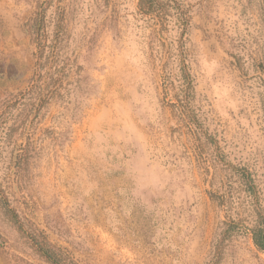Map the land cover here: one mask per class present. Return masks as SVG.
I'll use <instances>...</instances> for the list:
<instances>
[{"label": "rangeland", "instance_id": "obj_1", "mask_svg": "<svg viewBox=\"0 0 264 264\" xmlns=\"http://www.w3.org/2000/svg\"><path fill=\"white\" fill-rule=\"evenodd\" d=\"M179 1L215 146L174 111L166 78L180 75L182 42L163 38L139 0H0V264H50L29 239L42 233L74 264H207L232 220L244 230L216 264H264L245 230L264 217V0ZM42 15L73 70L33 119L23 96L51 71L38 69ZM231 165L248 170L255 194Z\"/></svg>", "mask_w": 264, "mask_h": 264}, {"label": "trees", "instance_id": "obj_2", "mask_svg": "<svg viewBox=\"0 0 264 264\" xmlns=\"http://www.w3.org/2000/svg\"><path fill=\"white\" fill-rule=\"evenodd\" d=\"M138 9L143 15L152 16L158 21L159 32H161L163 36H167V33L171 31H176L179 34V40L182 42L180 48L181 53L178 56L180 75L178 77V74L175 75L173 72H169L166 78V86L174 92L173 96L176 99V102L172 103V107L181 120L187 121L190 131L194 132L199 140L206 138L210 145L215 146L213 136L207 135V132L204 131L201 111L195 104L197 98L195 79L185 61V38L190 27V18L187 10L179 0H139ZM46 27V18L45 15H42L37 22L35 33V41L38 45V69L42 71L50 64L51 71L45 76L46 83L44 86L42 85L43 87H39V89L33 93L32 90L30 93L23 96V98H25L24 101L32 99L31 103L34 106L30 110V113H34L33 119L39 118L41 111L51 100L61 97L62 89L65 85L64 77L70 75L73 70V68H71L72 64L70 65V57L65 56L60 50V44L63 39L57 40L56 43L53 42V44H49V36L47 35ZM39 79L36 81L41 82ZM28 117H30V115ZM28 117L26 120H22L18 124L13 125L15 127L12 129L21 130V132H23V124L27 122ZM6 120L7 118H4L2 122L3 126ZM23 159L22 155H18L17 167L21 166ZM231 166L233 171L240 174L242 184L247 188L246 191L250 194H255L257 192L256 185L248 170L241 166ZM2 205L7 215L10 216V220L18 224L14 209L6 205L3 200ZM256 214L257 216L253 221L254 223L249 227H245V230L251 232L255 245L259 250L264 252V217L258 213V211H256ZM241 230H244L243 227L239 226L238 222L235 220L223 222L216 232L213 241L212 256L210 259L211 263L208 262L207 264L218 263L222 258L223 249L227 241L231 239L235 233L241 232ZM41 235V237L36 235L29 236V239L35 244L37 252L42 258L50 264H74L62 249L53 246L43 233Z\"/></svg>", "mask_w": 264, "mask_h": 264}, {"label": "water", "instance_id": "obj_3", "mask_svg": "<svg viewBox=\"0 0 264 264\" xmlns=\"http://www.w3.org/2000/svg\"><path fill=\"white\" fill-rule=\"evenodd\" d=\"M160 35L164 38V36L161 34V32H160Z\"/></svg>", "mask_w": 264, "mask_h": 264}]
</instances>
